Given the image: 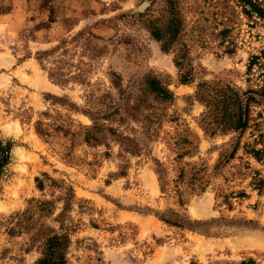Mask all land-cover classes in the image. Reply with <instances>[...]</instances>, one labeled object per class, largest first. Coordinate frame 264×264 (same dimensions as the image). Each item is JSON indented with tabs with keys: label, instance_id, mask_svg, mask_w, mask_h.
Listing matches in <instances>:
<instances>
[{
	"label": "rangeland",
	"instance_id": "374dc122",
	"mask_svg": "<svg viewBox=\"0 0 264 264\" xmlns=\"http://www.w3.org/2000/svg\"><path fill=\"white\" fill-rule=\"evenodd\" d=\"M175 5L184 82L174 48L162 50L151 29L165 22V0H0V139L12 143L0 171V264L33 263L44 229L67 234L65 264H264V156L242 153L258 131L264 147V96L235 156L214 171L236 134L204 133L194 97L201 81L264 87L263 58L246 71L264 23L235 0ZM147 78L170 98L156 99ZM84 113H113L98 122L136 151L107 129L84 142ZM177 136L192 146L178 158Z\"/></svg>",
	"mask_w": 264,
	"mask_h": 264
},
{
	"label": "trees",
	"instance_id": "16d2710c",
	"mask_svg": "<svg viewBox=\"0 0 264 264\" xmlns=\"http://www.w3.org/2000/svg\"><path fill=\"white\" fill-rule=\"evenodd\" d=\"M167 3V17L162 26L156 27L152 26V33L157 40L160 41V47L162 50H169L174 48V64L181 71L180 80L182 82L190 79L191 66L188 61V55L185 45H180V47H175L177 45V39L180 30V18L177 10L175 9V4L177 0H165ZM242 9V12L247 16L254 13L256 17L262 20L264 23V5H261L256 0H235ZM178 46V45H177ZM261 57L263 58L264 65V49L260 51V55H251L246 64V71L250 70V67L256 60ZM146 88L154 94L155 98L158 100L169 99L170 92L160 85L159 81L154 78H147L145 80ZM264 96V87L252 89L246 88L244 90L239 89L233 84L228 82H223L220 80L211 81H201L196 83L194 97L202 105V112L200 114L199 120L203 126L204 133L209 136L215 134L226 135L228 133H235L236 135L232 140L227 143V147L218 153L215 164L212 166V170H216L219 166L228 163L236 154L237 149L240 147V137L245 129L248 127V123L253 119L250 116L249 108L253 104H258ZM91 121V125L85 127L83 134L84 142L91 143L99 141L97 137L102 130H112L118 141L123 143L125 150L129 152L136 151V143H134L131 138L121 135L110 127H105L104 124L98 122V119L102 118L104 115L100 116L99 113H84ZM113 113H109L104 117H109ZM130 114V113H129ZM132 115V114H131ZM133 116V115H132ZM144 119L148 122L151 121V114L144 115ZM253 125H257L254 123ZM257 137L252 139V142H245L242 144V153L251 157L256 162H260L264 156V147H256L257 143L261 142L263 133L258 131ZM75 132H70V136H75ZM175 145L185 144L186 147L181 149L176 153V158L181 157L184 154H189L191 142L185 137L177 136L176 140L173 142ZM11 141L8 139H0V171L4 164L7 163L9 157V151L11 148ZM192 149V148H191ZM159 166V163H156ZM158 174V179L161 182L162 169H155ZM192 173V176H197ZM254 174H257L255 172ZM258 175V174H257ZM198 180V179H197ZM252 184L259 189L262 185L263 180L259 177L252 178ZM36 186L40 187L41 183L38 178H35ZM239 196H243V191L236 193ZM47 202H40L39 207L41 209L46 208L44 205ZM60 213L57 214V217ZM166 223L172 225H183L182 221L163 219ZM38 235V234H36ZM42 235V234H41ZM40 236V235H39ZM69 242L68 236L65 233H55L52 230L48 231L44 229L43 238L41 242V249L39 257L31 264H65L64 250ZM233 264H244L243 261Z\"/></svg>",
	"mask_w": 264,
	"mask_h": 264
},
{
	"label": "water",
	"instance_id": "95a60500",
	"mask_svg": "<svg viewBox=\"0 0 264 264\" xmlns=\"http://www.w3.org/2000/svg\"><path fill=\"white\" fill-rule=\"evenodd\" d=\"M144 5V3L141 4V7Z\"/></svg>",
	"mask_w": 264,
	"mask_h": 264
}]
</instances>
